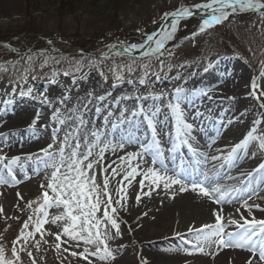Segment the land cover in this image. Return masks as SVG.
I'll list each match as a JSON object with an SVG mask.
<instances>
[{"label": "rangeland", "instance_id": "obj_1", "mask_svg": "<svg viewBox=\"0 0 264 264\" xmlns=\"http://www.w3.org/2000/svg\"><path fill=\"white\" fill-rule=\"evenodd\" d=\"M207 1L152 0L150 3L149 0H136L139 4H135L130 12L122 14L115 22L120 29L109 26L110 30L106 31L105 27L111 15L92 14L90 0H75L71 7L67 5L61 11L57 10L59 3L56 0H0L2 29L19 22L25 15L36 22L38 35L42 34L48 42L51 41L48 45L43 39L33 40L29 48L21 53H8L0 48V65L7 69V71L0 70V157L8 159L20 157L19 163L13 165V173L18 183L10 181L7 185H0V207L3 208V212L0 213V243L5 246L8 256H11L12 241L20 234L24 222L30 215L33 216V221L36 218L34 209L37 205L34 204L33 208L29 209L26 202L40 196L42 191L40 185H46L50 176L51 169H45L42 160L38 158L43 157L41 149L50 143L58 148L67 132H73L78 127L79 135L82 138L87 136L89 141L95 139L91 133L97 132L98 147L123 143L124 149H117L115 154L111 151L106 153L105 163H110L117 160L118 156L129 153L127 148L129 142L126 141V143L122 139L123 132L124 135L127 131L137 133L143 117H151L149 115L154 112L152 108L154 105L160 103L168 106L170 102L175 103L177 87L185 90L180 100V107L187 116L186 121L193 125V131L194 129L205 130V133L210 135L211 144L217 141L216 134L228 133V128L224 126L233 120L229 115H225L224 108L211 111L210 117L206 116L208 106L210 107L215 101L214 94L218 93L219 99L225 95H232L236 104L241 102L238 96L243 94L246 99L244 110L251 111L254 106L256 115H262L264 118V108L260 107V104L264 103V96H260L257 100L250 94L253 79L259 85L257 95L260 91H264V64H262L264 62V16L260 12L237 11L222 24L211 27L203 33H199L198 28L206 12L186 17L179 22L174 38L166 42L164 54L160 60H157L155 56L142 57L140 53L146 48L124 56H117L115 53L92 56L93 54L77 52L80 47L95 50L109 40H112L111 45L116 44L117 41L112 38L114 36H120L121 39L124 37L125 43H141L147 34H152L158 28L163 21L162 16L176 8L175 5L183 2L196 5ZM165 4L174 8L168 9L167 6L164 7ZM165 8L167 10L162 13ZM99 12L100 10H97L93 13ZM38 14L40 16L35 17ZM97 27L106 32L95 33ZM239 27H243L244 37L248 43L259 51V70L253 69L236 48L231 54L219 48V39L238 32ZM7 33L3 32V34ZM193 33L198 34L193 36ZM59 42L61 46L57 44ZM62 45L66 48L63 53L58 50V47ZM133 58L136 60L133 66L134 71L129 73L124 66L131 64ZM76 62H80V71L70 68V65ZM141 64L150 65L146 77L147 83L144 85L139 83V80L144 78L145 72ZM209 64L211 67H208ZM26 65H30L33 69L32 74L38 76V79L32 80L29 75L27 82L20 80V73ZM205 68L208 70L205 71ZM66 69L71 72L68 76L63 75V70ZM110 69H115L116 74L123 73L124 81H118L116 74ZM53 70L59 72L56 77L58 83L55 84L49 83ZM100 72L104 73L103 77ZM157 75L160 76L159 80L156 79ZM85 76L87 79L83 78ZM104 77L107 79L105 80ZM128 79L133 80V84H128ZM113 85L116 86L113 87ZM244 85H246L245 88H243ZM28 87L34 88L33 96H38L41 92L45 93L50 103H42L43 97L39 99L21 97L19 91L27 90ZM13 88H16L15 93L12 91ZM89 92L92 93L91 96L88 95ZM150 93L164 95L160 99H153ZM63 96H67L68 99L62 101ZM99 96H103L104 99H97ZM155 101L159 103L150 105ZM141 108L144 109L143 112L140 111ZM57 109L61 113V118L66 119L64 125L53 119ZM243 114L244 111L238 114L234 127L248 132L255 125L249 118L243 117ZM37 115L39 120L33 126L32 122ZM170 115L172 119L173 113L171 112ZM69 117L71 119H67ZM81 118L84 121L83 124L80 123ZM151 118L156 127L154 118ZM166 119L158 118L163 123ZM160 127L162 132L164 126L160 125ZM57 129L54 139L53 133ZM193 131L188 137L190 142L197 138ZM155 132L159 148L172 144L174 137L164 141L158 131ZM152 140L153 133L146 144H151L149 151L145 152L142 147L139 149L148 165L154 164L155 152L159 149ZM138 144L133 143V145ZM152 149L154 155L151 153ZM201 150H205L202 145ZM29 155L31 159L27 158ZM207 157V154H204L202 159L206 160ZM262 158L264 160V155ZM242 159L243 157H239V162ZM6 162H0V174H6L3 169V163ZM215 164L213 162L211 166L214 167ZM148 165L144 167L147 168ZM231 170L233 171V166L230 170L228 169V171ZM164 171L174 176L172 170ZM139 178L140 176L136 178L137 182ZM97 182L102 184L101 176L97 177ZM17 193L23 197L22 200L18 198ZM55 211V209L49 210L50 215ZM142 219L143 214H131L124 207L120 209L118 222L121 235L108 241L115 256V260L108 264H186L182 259L176 261L173 259L174 252L177 249L183 250L185 243L171 239L172 235L158 234L152 242L141 241L138 232ZM152 221L154 219H148V223ZM45 227L53 232L57 231L50 224ZM28 230H32L31 224ZM158 230L156 233L159 232ZM44 239L48 242L44 243L40 240L39 234L35 239L29 238L27 249L33 256L30 258L26 252L21 253L23 264H32L33 259L36 264H87L85 260L72 257L69 252H65L63 249L67 245H62V248L57 251L53 236L46 234ZM37 240H40L38 251L34 247ZM72 250L82 251V248H71L70 251ZM127 254L129 259L122 260V256ZM89 259L93 261V264H104L95 257H89Z\"/></svg>", "mask_w": 264, "mask_h": 264}, {"label": "snow or ice", "instance_id": "obj_2", "mask_svg": "<svg viewBox=\"0 0 264 264\" xmlns=\"http://www.w3.org/2000/svg\"><path fill=\"white\" fill-rule=\"evenodd\" d=\"M193 7L208 10L205 17L201 19L198 28V32L203 33L211 27L222 24L230 15L235 14L238 10L244 12L264 9V0H208L206 3L197 4ZM229 9L231 11H228ZM193 15L194 13L191 8L184 6L177 8L175 11L165 13L162 16L163 21L167 22L169 17L172 19L170 24L165 23L161 26L162 30L159 34H147L141 43H133L127 46L123 42H120L119 48H117L116 44H113L109 46L108 53H113L115 49V55L124 56L146 48L145 51L140 53L142 57L150 58L155 56L157 60H160V57L164 54L166 42L174 38L179 22ZM261 15L264 16V13H261ZM197 34L193 33V36ZM160 62L161 64L163 63L162 60ZM135 63L136 60L133 58L132 63L124 67L131 73L134 71L133 66ZM140 66L145 72L144 78H141L139 83L144 85L147 83L146 77L150 65L141 64ZM90 67H95V65H90ZM208 67H211V64ZM70 68L80 71V62L70 65ZM0 70L7 71L2 65H0ZM110 70L116 74L115 69ZM204 70L207 71L208 68ZM32 72L33 69L30 65H26L23 72L20 73V80L27 82L29 75H31L32 80L38 79L39 77L32 74ZM70 74L69 70H63L64 76ZM58 75L59 72L53 70L49 83H58L56 79ZM100 75L103 77L104 73L100 72ZM83 78L87 79V76ZM104 79L106 80L107 77H104ZM116 79L123 82L125 77L123 73H119L116 74ZM156 79L159 80L160 76L157 75ZM73 82L75 83L76 81L74 80ZM127 83L133 84V80L128 79ZM115 86L113 85V87ZM258 88L259 85L253 79L251 83L252 92L250 94L257 100L260 99V96H264V91H260L259 95H257ZM12 91L15 93L16 88H13ZM33 92L34 88L28 87L27 90L21 89L19 95L21 97H32L33 99L43 97L42 103H50L45 93L41 92L38 96H33ZM184 92V89L177 87L174 96L176 102H170L168 107L175 118L177 139L183 137L181 142L188 143V137L192 134L193 125L186 121L184 112L180 107V100ZM88 95L91 96L92 93L89 92ZM149 95L152 94L150 93ZM163 95V93L152 95V98L160 99ZM144 98L147 99V97ZM66 99H68L67 96L62 97V101ZM97 99L103 100L104 97L99 96ZM4 103H9V101H4ZM260 107L264 108V103H261ZM140 111L143 112L144 109L141 108ZM155 114L153 112V116ZM53 119L61 125L66 123V119L61 118L59 109L54 113ZM146 119L148 120L149 127L152 128V143L156 144L157 148H159V141L156 140L152 118L146 116ZM38 120L39 115L33 120V126ZM80 123H84L82 118L80 119ZM254 123L258 125L260 121H255ZM56 131L58 129L54 130V139ZM79 131L77 127L73 132H67L58 148L55 147V144L50 143L41 149L43 157L38 158L42 160L44 168L51 169V172L47 184L40 185L42 189L40 196L35 200L26 202L29 209H32L34 204L37 205L34 209L36 218L33 221V216L30 215L24 222L20 234L12 241L11 256H8L5 246L3 243H0V264H23L20 254L24 252L31 258L33 254L31 251H28L27 245L29 238L35 239L37 234H39L40 240H43L44 243L48 242L44 239L46 234L53 236L56 241L55 249L57 251L62 248V245H67L63 249L65 252H69L72 257H79L85 260L87 264H93V261L89 257H95L99 261L104 262V264H108V262L115 260L108 241L121 235L120 223L118 222L119 211L127 201V188L132 186L138 176L141 179L138 182L140 192L135 197L137 203L140 202L142 195L150 196L153 186L158 188L161 183H163L165 189H170L172 185L179 184L181 185L180 192L183 193L189 190L181 179L161 174L155 168H148L146 171H143L139 163L133 164V161L143 159L142 153L139 152H129L123 156H118L117 160L105 163V155L108 151L115 154L117 149H124L125 145L123 143L116 145L105 144L103 147H98L99 135L97 132L91 133V136L95 139L89 141L87 136L82 138L79 135ZM256 133L257 128H251L244 138L234 145L227 155L223 157V160L231 163L238 150L246 148L250 142L259 141L258 147L264 149V134L257 135ZM150 147L151 144L142 145L145 152L149 151ZM27 158L31 159L32 157L29 155ZM212 159L217 160L221 159V157L213 156ZM3 161H7L3 163V169L6 174H0V185H7L10 181L18 183L13 173V165L19 163L20 157L15 156L11 159L0 157V162ZM260 169H264V164L260 165ZM98 176H101L102 184L97 182ZM146 181L148 182L147 184ZM145 187L149 189L146 192L144 191ZM191 190L217 204L226 201V198L229 197L232 191L212 181L206 173L203 180L191 184ZM114 193L117 197L115 200ZM17 196L19 199H23L19 193H17ZM250 198L251 194L249 195ZM117 206L120 207L118 208ZM243 207L249 212L251 211V207L260 209V205L249 206L247 201L244 202ZM51 209H55L56 211L50 215L49 210ZM260 210L264 211V209ZM237 211L239 212L240 210L237 209ZM2 212L3 208L0 207V213ZM213 215L215 217L214 223L204 224L199 228L190 227L188 229L190 233H195L196 242L192 247L196 252L205 253L206 246L209 248L216 246L217 249H242L251 253V258L246 261V264H264V220H257L255 217L249 220L241 215L240 221L235 219L228 221L230 224L235 225L237 230L226 232L223 223L224 217L219 211H214ZM30 224L32 225V230H28ZM49 224L55 227L57 231L53 232L51 229L45 227ZM40 240H37L34 244L37 251L40 249ZM187 243L192 242L187 241ZM71 248H82V251H70ZM93 248L94 250H92ZM32 264H36L34 259L32 260Z\"/></svg>", "mask_w": 264, "mask_h": 264}, {"label": "bare ground", "instance_id": "obj_3", "mask_svg": "<svg viewBox=\"0 0 264 264\" xmlns=\"http://www.w3.org/2000/svg\"><path fill=\"white\" fill-rule=\"evenodd\" d=\"M237 75L239 76L240 72ZM243 84H245V82H243ZM245 87L246 85H244L243 88ZM93 90L94 89H91V91ZM130 94L133 95L132 93ZM214 95L215 101L212 102L210 107L208 106L206 116L210 117L211 111H217L224 108L223 111H225V115H229L233 120L224 126V128H228V133L224 134L223 132H220L216 134L215 138H217V141L213 144H211L212 140H210L209 134L204 133L201 135L200 139L208 150L206 153L208 156L207 160L201 159V161H193L192 165L187 168L179 167L180 169L178 172L182 177L181 180L189 190L183 193L180 192L179 189L181 185L179 184L172 185L170 189H165L163 183H161L158 188L153 186L152 194L150 196L142 195L140 202L137 203L135 197L137 193L140 192V186L136 181L133 182L131 187L127 188V201L124 208L129 210L131 214H143V219L138 232L139 238L142 242H152L154 238L158 237V234L170 236L177 232H184L179 238L173 239L185 243L183 250L177 249L174 252V261L182 259L186 264H246V261L251 258V253L242 249H217L216 246L211 248L206 246L205 253L196 252L192 247L196 242L195 233H190L188 231L190 227L199 228L204 224L214 223V211H219L224 217L223 223L226 232L237 230L236 226L230 224L228 221L232 219L240 221L241 215L249 220L253 217L257 220H264V211L260 210L264 209V169H260V165L264 164L262 158L264 155V149L258 147L259 141L250 142L246 148L238 150L231 163L223 160V157L226 156L231 148L239 143L247 133L245 130L234 127V121L237 120L238 114H240L241 111H244L242 116L249 118L250 122L255 125L257 128V135L264 134V118L262 115H256L254 106L251 111L244 110L243 106L246 99H244L243 94L238 96L241 99L239 104H236L232 95H225L220 99L218 93ZM155 103L159 102L155 101L150 105ZM152 108L156 114L153 116L152 112L149 116L154 119L166 117L170 114V108H168L167 105L159 103ZM157 109L158 111H156ZM145 121L146 120H142L139 127L143 126ZM255 121H260V123L257 125L254 123ZM160 125L161 123L159 122L156 131L162 133ZM163 129L166 134L167 132L170 134L173 131L171 125H167ZM162 135L165 136V134ZM122 139L125 142H129L127 145L129 152H134L139 149L142 144L145 145L150 137L144 132L138 134L127 131L125 132V135L123 132ZM133 143L139 144L133 145ZM164 154L167 153L164 152ZM241 155H243V159L239 162V157ZM213 156L221 157V159L213 160ZM143 162L144 160L140 159V163L139 160H137L133 161V164L139 163L141 170L146 171L148 168L143 167ZM213 162H215L216 165H221L218 172L219 176H216L217 173L212 174L213 170L211 163ZM146 164L147 163L145 162L144 165ZM232 166L233 171H228ZM156 170L159 171L158 169ZM205 173L212 181L219 183L223 188L232 190L229 197L226 198V201L217 204L214 201L209 200L207 197L200 196L197 192L191 190V184L203 180ZM246 176L249 177L244 183L231 184L236 181L243 182ZM140 179L141 177L139 180ZM147 183L148 182L146 181V184ZM148 190L149 189L145 187L144 191L146 192ZM250 194L251 198L249 199ZM114 196L116 197L115 193ZM245 201H247L249 206L260 205V209L251 207V211H247L243 207ZM237 209L240 211L238 212ZM149 218L154 219V221L148 223ZM157 230L159 232L156 233ZM163 237L166 238L165 236H162V238ZM187 241H191L192 243H187ZM185 249H187V251H185ZM122 257V260L129 259L128 254L123 255Z\"/></svg>", "mask_w": 264, "mask_h": 264}, {"label": "trees", "instance_id": "obj_4", "mask_svg": "<svg viewBox=\"0 0 264 264\" xmlns=\"http://www.w3.org/2000/svg\"><path fill=\"white\" fill-rule=\"evenodd\" d=\"M60 3V7L57 8L58 11H60L61 9H63L65 6L69 5V7L72 6V4L75 2V0H57ZM91 1V11L92 14H96L99 16H103V15H111V19H109V23L106 25L105 29L106 31L110 30V28H116V29H120V27L118 25L115 24V22L120 19V17L122 16V14H126L128 12L131 11V8H134L135 4H139V2H136V0H90ZM150 3L152 0H149ZM167 6V7H166ZM169 5L165 4L164 7L168 8V9H172L174 7H168ZM163 9L162 12L166 11L167 9ZM97 10H100L99 13H93ZM40 14H38V16L35 17H39ZM23 21H19V22H15L14 24H10L8 25L7 28L2 29L0 27V39H5L4 35L7 34H11V36L13 34L18 35L20 33H35L37 31L36 29V23L34 20L29 19L26 17H24L22 19ZM110 26V28H109ZM8 32L7 34H3V32ZM106 31H102L101 28H96V32L95 33H104ZM14 35V36H15ZM115 35V33H114ZM20 38H23L22 36H20ZM114 38L113 40L117 41V43H120L121 41V37L120 36H114L112 37ZM18 40H20L19 38H17ZM232 40L234 43L235 39H229ZM112 40L107 41L106 43L100 45L98 47V50H108L109 46H111V42Z\"/></svg>", "mask_w": 264, "mask_h": 264}, {"label": "water", "instance_id": "obj_5", "mask_svg": "<svg viewBox=\"0 0 264 264\" xmlns=\"http://www.w3.org/2000/svg\"><path fill=\"white\" fill-rule=\"evenodd\" d=\"M261 11H264V9H261Z\"/></svg>", "mask_w": 264, "mask_h": 264}]
</instances>
